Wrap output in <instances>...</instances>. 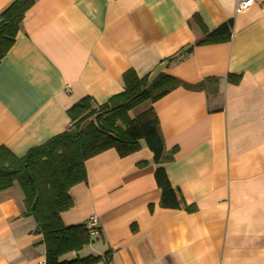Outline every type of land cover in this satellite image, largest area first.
Returning a JSON list of instances; mask_svg holds the SVG:
<instances>
[{
    "label": "crops",
    "instance_id": "crops-1",
    "mask_svg": "<svg viewBox=\"0 0 264 264\" xmlns=\"http://www.w3.org/2000/svg\"><path fill=\"white\" fill-rule=\"evenodd\" d=\"M13 1L0 0V14ZM34 1L0 61V146L17 156L68 130V109L82 98L100 105L122 92L129 69L184 82L129 111L153 107L166 151L176 147L163 166L181 208L161 205L144 140L125 157L108 149L85 161L87 179L61 214L65 225L96 215L100 231L61 259L264 264V2L238 12L237 0ZM196 14L210 30L233 20L231 40L198 44ZM25 211L18 184L0 190V264L46 257Z\"/></svg>",
    "mask_w": 264,
    "mask_h": 264
},
{
    "label": "trees",
    "instance_id": "trees-1",
    "mask_svg": "<svg viewBox=\"0 0 264 264\" xmlns=\"http://www.w3.org/2000/svg\"><path fill=\"white\" fill-rule=\"evenodd\" d=\"M34 0H14L0 14V61L15 42L21 23ZM195 23L204 38L198 44L228 42L232 37L233 20L210 30L196 14ZM192 48L188 49L190 52ZM228 80L239 83L241 75L229 74ZM124 90L107 102L94 105L84 97L68 109L71 127L46 142L17 156L6 146H0V190L18 184L24 194L25 214L37 220V231L43 234L47 264H95L103 255L62 260L72 251H79L92 241L86 222L65 225L61 214L73 206L71 188L86 181L85 161L114 148L125 157L141 148L144 140L153 152V161L159 165L155 171L157 185L162 189L161 205L181 208L182 199L172 187L163 164L173 159L176 147L170 152L160 122L153 107L132 118L129 111L145 101L155 102L184 82L167 73L150 80L140 77L135 70L123 74ZM198 87V86H197ZM147 161L139 163L143 166ZM104 255H111L110 252Z\"/></svg>",
    "mask_w": 264,
    "mask_h": 264
},
{
    "label": "built area",
    "instance_id": "built-area-1",
    "mask_svg": "<svg viewBox=\"0 0 264 264\" xmlns=\"http://www.w3.org/2000/svg\"><path fill=\"white\" fill-rule=\"evenodd\" d=\"M264 0H237L236 10L242 11L254 4L263 3ZM86 226L91 231L92 235H96L100 231L99 220L96 215H91L87 221ZM102 264H112V256L111 255H103L101 261ZM35 264H47L46 258H39Z\"/></svg>",
    "mask_w": 264,
    "mask_h": 264
}]
</instances>
